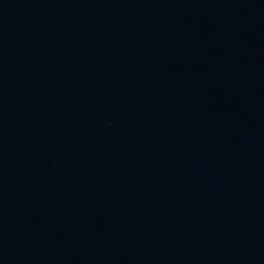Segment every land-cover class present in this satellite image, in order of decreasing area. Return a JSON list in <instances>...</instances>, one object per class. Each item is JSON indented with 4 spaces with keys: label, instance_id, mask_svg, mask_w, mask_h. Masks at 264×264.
Segmentation results:
<instances>
[{
    "label": "water",
    "instance_id": "1",
    "mask_svg": "<svg viewBox=\"0 0 264 264\" xmlns=\"http://www.w3.org/2000/svg\"><path fill=\"white\" fill-rule=\"evenodd\" d=\"M0 264H264V0H0Z\"/></svg>",
    "mask_w": 264,
    "mask_h": 264
}]
</instances>
